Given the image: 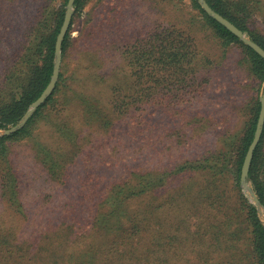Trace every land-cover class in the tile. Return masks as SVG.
Masks as SVG:
<instances>
[{
  "label": "trees",
  "instance_id": "trees-1",
  "mask_svg": "<svg viewBox=\"0 0 264 264\" xmlns=\"http://www.w3.org/2000/svg\"><path fill=\"white\" fill-rule=\"evenodd\" d=\"M68 1L63 0L56 25H50L51 18L47 17L46 25L42 22L32 28L24 54H0V64H11L0 72V130L17 126L49 85ZM89 1L76 0V14L83 13ZM191 1L201 18L187 19L188 25H144L132 36L119 29L115 39L93 47L88 34L83 45L74 46L73 18L63 43V62L54 92L23 128L0 137V207L8 213H0V264H17L18 258L27 251L32 254L37 244L57 231V227L49 231L32 228L34 219L29 204L24 202L14 147L26 149L33 168L43 169L48 182L67 184L70 167L75 166L82 145L73 118L64 117V113L68 109L80 112L79 108L86 119L83 125L89 127L109 128L120 121L138 119L139 123L130 126L140 129L129 128L138 137L149 139L153 149L157 138L154 128L158 118H164L171 125L164 144L180 155L187 147H198L201 136L211 128L222 127L229 117L224 113L228 115L232 109L244 114L247 122L241 135L225 131L219 147L201 159L182 160L179 156L161 170L149 166L110 184L93 204L95 214L86 230L91 242L75 249L68 264H160L151 248L154 253L155 247L161 248L159 242L167 238L171 246L168 251L178 239L175 248L188 246L193 255L187 253L188 258L181 257L176 263L171 260L173 256L163 264H264V225L256 206L244 197L239 185L262 108L264 59L209 16L198 0ZM206 1L264 49V0ZM112 51L116 54H110ZM120 62L124 66H117ZM234 65L246 79L234 80L232 87L226 75ZM252 88L257 89L256 97L235 100ZM234 89L240 90L237 97ZM173 169L182 181L171 179L173 172H169ZM194 176L200 181H188ZM248 181L264 207V131ZM143 196L149 203L148 213H130L131 205ZM188 209L193 210L190 217H186ZM191 219L198 222L189 231L193 227ZM69 225L66 235L85 237L77 224L71 221ZM182 226L187 228L185 236L180 231ZM24 231L27 240L13 243L16 234Z\"/></svg>",
  "mask_w": 264,
  "mask_h": 264
},
{
  "label": "rangeland",
  "instance_id": "rangeland-1",
  "mask_svg": "<svg viewBox=\"0 0 264 264\" xmlns=\"http://www.w3.org/2000/svg\"><path fill=\"white\" fill-rule=\"evenodd\" d=\"M62 2L63 0H0V54L6 55L9 52L18 56L24 54L26 52L24 48L29 42L28 37L33 33L32 28L41 25L42 22L43 25H46L45 19L47 17L51 18L50 25H56ZM156 2H158L157 7H155ZM191 17L201 18L199 11L194 8L191 0H90L83 13L76 14V10H74L71 38L74 46L79 48L86 41L85 35L88 34L90 47H93L99 42L115 39L118 36L119 29L122 33L132 36V34L140 31L144 25H188L187 19ZM111 53L116 54L114 51ZM115 65L117 64H112L111 67ZM119 65L124 66V63L120 62L117 66ZM9 66L11 64H0V72L4 69L7 70ZM226 76V82L231 84L232 87L235 85L233 84L234 80L237 79L242 82L246 79V76H240L237 73L235 65L229 68ZM234 90V93L240 92L239 89ZM256 91V88H252V91L248 92L251 93L250 95L243 92L241 99L237 100L236 98L235 100L237 102L246 101L255 96ZM263 92L264 84H262L260 95ZM213 94L214 92L210 95ZM75 107H80V105L75 104ZM59 108L61 107L58 106ZM79 111L81 112L80 108ZM80 112L73 113L68 109L64 113V117L73 118V123L79 130L80 144L82 145L75 166L70 167L72 171L67 184L61 185L48 182L46 172L43 169L39 166L33 168L35 165L29 160L31 158H27L26 149L21 146L14 147L16 163L20 168L21 181H23L24 202L27 201L29 204V213L34 219L31 224L32 228L49 231L57 227V231L52 238H47L37 244L32 254H30L31 251H27L23 258L16 260L17 264H39L38 261H41L40 264H68L72 259L70 258L71 253H74L75 249L78 250L83 245H88L91 242V238L86 236L88 234L86 230L92 221V216L95 214L93 204L99 200L100 196L104 194V189L110 184L124 181L131 177L130 174H133V171L141 172L139 169H147L149 166L161 170L169 161H174L179 156L183 158L182 160L201 159L208 151L214 152L219 147V138L225 131L230 129L234 131V134L239 133L241 135L240 133L245 130L247 122V117L244 114H237L235 109H232L228 115L224 113L229 117L224 120L223 128L221 126L215 129L211 128L201 136L198 147H187L185 152L180 155L179 152H176V149L164 144V141L168 139L166 130L171 128V125L164 118L159 117V122L154 128V135L157 138L153 149V144L149 142V139H144V136L138 137L134 134L135 131L130 129H140L138 126H130V124L136 125L139 123L138 119H131L129 123L120 121L109 128L99 127L98 125L89 127L83 125L86 119ZM52 113H56L55 110H52ZM211 114L217 113L212 112ZM211 114L210 117L214 119L215 116H211ZM45 132L50 131L45 128ZM198 140L196 139V142ZM169 173H172V180H183L180 175L176 177L177 169H173ZM195 176L188 181H200L199 177ZM239 185L244 197L251 205L256 206L253 197V192L255 195L256 192L251 182L244 186L240 181ZM146 200V197L143 196L139 201L133 203L130 213L133 214L132 211L142 210L147 214L149 203L148 201L145 202ZM192 211L188 209L186 217L192 216ZM257 211L259 219L264 225V207L262 206ZM0 213L5 214L4 209L1 207ZM10 214L13 215L12 212ZM183 215L185 216V213ZM160 219L164 220V217ZM194 219L189 222L192 226L198 222ZM71 221L77 224L81 232L85 233L84 238L80 239L65 234L70 231L67 228H70L69 223ZM51 223L54 224L49 227ZM158 227L151 226V228ZM177 228L178 224L172 228L168 236L170 237L171 234L173 236V232ZM194 229L195 226L189 228V231ZM180 231L183 233L182 236H185L187 228L185 229L182 226ZM25 232L21 235L16 234L18 238L17 241L13 240V243L17 244L27 240L28 234ZM77 233H79V230H77ZM176 241L172 242V250L169 251L168 249H171V246L168 244V238L165 242L164 240L160 241L159 245L166 244V246L155 247L154 253L153 248H151V253L156 259H160L162 264L169 261L173 256L174 258H171V260L176 263L182 259L181 257L188 258V255H193L188 246L184 248V245H182L180 249H176ZM69 245L71 247H67ZM163 248H166V250L164 251Z\"/></svg>",
  "mask_w": 264,
  "mask_h": 264
},
{
  "label": "water",
  "instance_id": "water-1",
  "mask_svg": "<svg viewBox=\"0 0 264 264\" xmlns=\"http://www.w3.org/2000/svg\"><path fill=\"white\" fill-rule=\"evenodd\" d=\"M198 1L201 7L203 8V10L209 16H211L221 25L226 27L230 32H232L235 36H237L243 43H245L247 46L253 49L259 56H261L264 59V49L261 46H259L257 43H255L247 33L241 31L229 20L221 16L219 13L215 12L211 8V6L207 3L206 0H198ZM75 2L76 0H69L67 7H66V14H65L64 22L62 24L60 33L56 41L55 68H54L53 76H52V79L49 85L47 86L45 91L42 93L41 97L32 105V107L27 112V114L24 116V118L21 120V122L17 126L10 128L9 130H6V131L0 130V137L8 136L10 134L15 133L19 129L23 128L27 124V122L30 120V118L33 116V114L39 109V107H41L54 92L56 85L58 83V80H59L60 72H61L62 57H63V43L69 32V29L71 27L73 17H74ZM261 103H262V108H261V112L259 115L257 129L254 135L253 142L250 145L249 150L247 152L244 165H243V169H242L241 181H242V185L244 186H246L249 182L248 181L249 172H250L252 161L254 158V153L261 141L263 131H264V92L261 95ZM253 197H254V202L256 204L257 209H260L262 205L260 204L254 192H253Z\"/></svg>",
  "mask_w": 264,
  "mask_h": 264
}]
</instances>
